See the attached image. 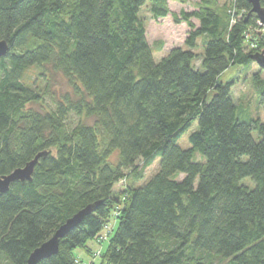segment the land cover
<instances>
[{"label": "trees", "instance_id": "1", "mask_svg": "<svg viewBox=\"0 0 264 264\" xmlns=\"http://www.w3.org/2000/svg\"><path fill=\"white\" fill-rule=\"evenodd\" d=\"M146 4L153 19L186 24V49L154 60ZM250 10L248 0H198L179 14L167 0H0V176L43 154L30 181L0 193V264H26L89 204L37 264H87L101 249L91 264H264V120L241 118L234 81L219 79L264 70L253 58L264 24ZM44 65L75 97L38 110L27 105L43 94L23 76ZM252 79L264 101V78ZM73 115L93 120L70 124Z\"/></svg>", "mask_w": 264, "mask_h": 264}, {"label": "rangeland", "instance_id": "2", "mask_svg": "<svg viewBox=\"0 0 264 264\" xmlns=\"http://www.w3.org/2000/svg\"><path fill=\"white\" fill-rule=\"evenodd\" d=\"M197 1L198 0H167V5L171 12L179 14L181 10L191 11L195 7ZM218 1L219 5L223 7L225 5L228 6L232 0ZM139 14L145 24L147 40L152 47L153 58L155 61H159L171 48H187L185 45V38L188 28L184 22L174 23L171 15L164 18L153 19L147 4L142 7ZM192 50L196 54L193 64L198 66L199 69H202L200 65V56L202 53L200 43L198 42L197 47ZM257 73H259L261 78H264V70L258 71V66L256 64L251 65L247 70L233 67L225 70L219 76V79L223 82L229 80L234 81V85L231 87V98L240 111L241 118H259L263 121L264 101L260 100L252 79ZM23 81L25 84L38 89L43 94V101L40 104H28L27 107L45 110L53 107V104L64 95H68L70 98L75 97L72 87L66 77L61 72L53 70L49 65L29 68L24 73ZM79 120L86 123H92L93 118H86L84 115L81 117L73 115L70 118V124H75ZM196 126L197 122L195 121L180 138L179 144L182 147L187 148L190 146L188 135L196 128ZM254 134H256V132ZM156 169L157 162L154 161L150 166L144 169L143 179L152 175ZM89 245L94 252L95 250H98V246L94 242H90ZM105 245L106 243L103 245V248ZM101 251L102 249L95 252V256L84 258L85 262L91 264Z\"/></svg>", "mask_w": 264, "mask_h": 264}, {"label": "water", "instance_id": "3", "mask_svg": "<svg viewBox=\"0 0 264 264\" xmlns=\"http://www.w3.org/2000/svg\"><path fill=\"white\" fill-rule=\"evenodd\" d=\"M248 2L251 4L250 12L258 16L260 24H264V8L261 6L260 0H248ZM8 49L7 42L5 40H0V57L4 56ZM253 58L259 67L264 68V50L253 55ZM42 155V153H39L23 167L16 168L9 174L0 176V193L6 192L13 182L30 181L34 166L38 158ZM94 208L95 204H89L76 212L72 217L68 218L48 240L41 243L29 254L26 264H37L41 260L56 254L58 251L59 239L76 226L88 213L93 211Z\"/></svg>", "mask_w": 264, "mask_h": 264}, {"label": "built area", "instance_id": "4", "mask_svg": "<svg viewBox=\"0 0 264 264\" xmlns=\"http://www.w3.org/2000/svg\"><path fill=\"white\" fill-rule=\"evenodd\" d=\"M107 229H108V228H107ZM107 229H106V230H107ZM105 235H106V234H105V233H103V236H102L101 238H103V239H104V238H105ZM97 252H98V251H97Z\"/></svg>", "mask_w": 264, "mask_h": 264}]
</instances>
